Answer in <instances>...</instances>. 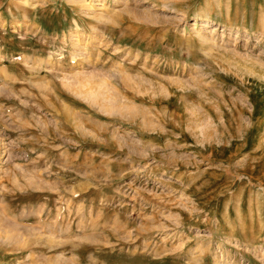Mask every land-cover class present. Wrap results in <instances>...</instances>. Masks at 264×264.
<instances>
[{
    "label": "rangeland",
    "instance_id": "rangeland-1",
    "mask_svg": "<svg viewBox=\"0 0 264 264\" xmlns=\"http://www.w3.org/2000/svg\"><path fill=\"white\" fill-rule=\"evenodd\" d=\"M81 1L0 0V264H264V0Z\"/></svg>",
    "mask_w": 264,
    "mask_h": 264
},
{
    "label": "bare ground",
    "instance_id": "bare-ground-1",
    "mask_svg": "<svg viewBox=\"0 0 264 264\" xmlns=\"http://www.w3.org/2000/svg\"><path fill=\"white\" fill-rule=\"evenodd\" d=\"M71 3L72 4H76L77 6H81L82 7V9H89L91 6H93L94 5V3L92 4L91 2H84V1H81V0H71ZM96 6H99L100 7V9H104L105 8V5L104 4H99V3H97V5ZM107 9V8H106ZM104 11H105V9H104ZM99 17V16H98ZM76 60V59H75ZM77 67V66H76ZM86 96V95H85ZM88 101V100H87ZM67 208H68V206H67ZM2 211V210H1ZM42 212V211H41ZM7 213V212H6ZM8 214V213H7ZM10 217V216H9ZM13 218H14V216H13ZM63 220V219H62ZM11 221V220H10ZM41 224V223H40ZM47 224V223H46ZM9 225H11V224H9V223H7V221H5V220H3V218L0 216V228L2 229V227L4 226L5 227V229L6 230H1L0 229V241L2 240V239H7L8 241H9V239H11L12 238V236L14 235V234H12V233H14V232H18L17 230H19V228H17L18 226L16 225V230L15 231H13L15 228H14V226H15V224H14V226H12V227H10ZM13 228V229H10L11 231H13L12 233L10 232V233H7V228ZM25 226V225H24ZM27 228H28V226H27ZM27 228L25 229V227H24V230H27ZM30 228V227H29ZM4 229V228H3ZM21 229V228H20ZM42 229H43V227H42ZM34 230V229H33ZM54 229H52L51 231H53ZM28 231V230H27ZM34 231H36V230H34ZM33 231V232H34ZM42 231V230H41ZM51 231H49V232H51ZM57 231V230H56ZM28 232H32V231H28ZM55 232V231H54ZM1 233H3V236L1 235ZM6 233V234H5ZM19 233V232H18ZM18 233L16 234L17 236H18ZM40 233H42V232H40ZM44 233V232H43ZM9 234V235H8ZM20 234V233H19ZM29 234V233H28ZM34 234V233H33ZM45 234V233H44ZM49 234V233H48ZM54 233H52V235L51 236H54L53 235ZM56 234V233H55ZM22 235H24V234H22ZM34 235H36V237H35V239L36 240H39V239H42L43 237H45V239H46V242L47 241H49V242H47V243H50V242H53L54 241V239H51L50 240V238H54V237H51V236H48V235H42V234H39L38 232L36 233V234H34ZM15 236V235H14ZM16 236V237H17ZM25 236V235H24ZM30 236V235H29ZM31 237H34V236H31ZM14 239H15V237H13ZM20 238H22V237H20ZM26 238V237H25ZM27 239V238H26ZM29 239L30 238H28V241H29ZM48 239V240H47ZM22 240V239H21ZM25 240V239H24ZM3 241V240H2ZM12 241H13V239H12ZM28 241L27 242H25V241H23V242H25V243H27V246L29 245V243H28ZM34 241V240H33ZM4 242V241H3ZM6 242V241H5ZM16 242V241H15ZM19 243H21V242H19ZM31 243V242H30ZM58 243H59V241H58ZM18 245H20V244H18ZM22 245V244H21ZM31 245V244H30ZM23 247H25V246H23ZM22 247V248H23ZM29 247V246H28ZM54 261V260H53ZM57 260H55V262H56ZM62 261V260H61ZM51 264V263H50ZM53 264V263H52ZM58 264V263H57Z\"/></svg>",
    "mask_w": 264,
    "mask_h": 264
}]
</instances>
